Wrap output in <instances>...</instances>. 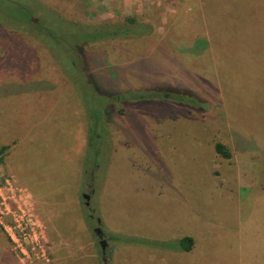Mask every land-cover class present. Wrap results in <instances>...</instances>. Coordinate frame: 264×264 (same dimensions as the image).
<instances>
[{
	"label": "rangeland",
	"instance_id": "1",
	"mask_svg": "<svg viewBox=\"0 0 264 264\" xmlns=\"http://www.w3.org/2000/svg\"><path fill=\"white\" fill-rule=\"evenodd\" d=\"M33 1L0 0V264H264V0H40L150 29L79 58Z\"/></svg>",
	"mask_w": 264,
	"mask_h": 264
},
{
	"label": "trees",
	"instance_id": "2",
	"mask_svg": "<svg viewBox=\"0 0 264 264\" xmlns=\"http://www.w3.org/2000/svg\"><path fill=\"white\" fill-rule=\"evenodd\" d=\"M34 3L38 4L41 9L44 10H33L31 11L35 13L36 16H38V13H41L43 15V18L50 22L49 29L51 31L57 30V25L55 21L59 20L62 22L67 23H73L76 31L81 33V38L79 40V43H77V48L75 49L76 57L80 55V51H84V49L88 46L91 42H96L104 39H110L120 36H131V37H141L143 34H146L150 32L149 28L144 27V23H140L137 21V19L134 16H128L125 17V19H121L119 22H103L101 24H86L82 22H77L75 20H72L63 14H61L59 11L52 9L47 4L41 2L40 0H34ZM21 5V4H20ZM22 6V5H21ZM25 6V5H24ZM50 12L49 19L47 18V12ZM30 13V14H31ZM33 13V14H34ZM34 19V18H33ZM39 19L42 18L39 16ZM44 22V21H43ZM41 24H44V23ZM8 23V22H6ZM12 25H9L10 27H14V29H25L27 28V32L33 36L38 42H40V39L35 37L32 34V31H35L31 26L34 24V21L32 18H28L25 22H22L21 25H16L14 23H9ZM46 24V23H45ZM31 25V26H30ZM205 26H203L204 28ZM209 33L201 34L200 37L197 35V39L194 40V44L192 45L191 49L193 51L198 52V54L201 51H208L213 56V50H214V43L212 42V39H210L208 36ZM41 43V42H40ZM43 44V43H42ZM191 50V51H192ZM176 93V91L173 90V93ZM95 137L94 135L92 136ZM6 149L5 147L2 148V150ZM217 151L224 156V158H230L231 154L226 150V146L223 143H218L216 145ZM143 242L141 244H148V240H142ZM169 248L172 250L180 251V252H192L195 249V240L192 236L186 235L178 240H172L169 241Z\"/></svg>",
	"mask_w": 264,
	"mask_h": 264
},
{
	"label": "water",
	"instance_id": "3",
	"mask_svg": "<svg viewBox=\"0 0 264 264\" xmlns=\"http://www.w3.org/2000/svg\"><path fill=\"white\" fill-rule=\"evenodd\" d=\"M35 19H36V18H34V20H35ZM84 197H85L87 200H89L90 195L85 194ZM87 204H89L88 201H87ZM95 231L97 232V234L99 235L100 238H103V237H104V232H103V230H102L100 227H97V228L95 229ZM106 243H107L106 240H101V244H102V248H103V250H105V248H106Z\"/></svg>",
	"mask_w": 264,
	"mask_h": 264
},
{
	"label": "crops",
	"instance_id": "4",
	"mask_svg": "<svg viewBox=\"0 0 264 264\" xmlns=\"http://www.w3.org/2000/svg\"><path fill=\"white\" fill-rule=\"evenodd\" d=\"M214 51H215V50H214ZM32 188H33V190H34V191H36V190H37V189L35 190V187H33V186H32Z\"/></svg>",
	"mask_w": 264,
	"mask_h": 264
},
{
	"label": "flooded vegetation",
	"instance_id": "5",
	"mask_svg": "<svg viewBox=\"0 0 264 264\" xmlns=\"http://www.w3.org/2000/svg\"><path fill=\"white\" fill-rule=\"evenodd\" d=\"M99 236V235H98ZM105 236V235H104Z\"/></svg>",
	"mask_w": 264,
	"mask_h": 264
}]
</instances>
